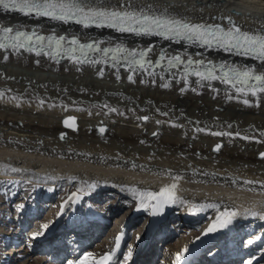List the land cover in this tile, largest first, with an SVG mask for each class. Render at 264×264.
Wrapping results in <instances>:
<instances>
[{"label": "bare ground", "instance_id": "6f19581e", "mask_svg": "<svg viewBox=\"0 0 264 264\" xmlns=\"http://www.w3.org/2000/svg\"><path fill=\"white\" fill-rule=\"evenodd\" d=\"M136 2L152 3L161 10L168 8L173 15L185 16L193 21L201 22L203 16L209 23L217 22L211 17L228 14L235 7L245 17L251 14L252 19L234 17L245 30L258 27L264 21V0ZM209 4L212 6L209 7ZM0 24L73 32L80 38L89 37L126 47L146 44V48L153 49L148 55L163 52L169 56L176 50L180 55H197L216 64L227 62L252 66L264 72V65L257 60L244 59L235 53L192 43H177L104 28L74 27L2 9ZM5 54L9 57L7 62L3 60ZM37 60L39 64L35 62ZM101 68L103 77L98 75ZM129 75H133L134 83L128 80ZM197 81L195 76L188 75L185 78L169 69H137L133 73L125 66L76 65L69 59L51 60L30 52L13 54L0 50V92L3 93L0 96V181L11 180L18 184L20 180H28L32 188L28 197H24L26 203L21 218H11V206L4 208L6 213L2 214L0 223L9 225L10 233L15 228L17 231L13 238H9L8 230L0 231V264H58L50 255L58 256L53 248L61 238L48 242L47 235L52 236L55 232L51 229L58 218L66 224L68 216L79 209L81 200L93 193L99 197L103 194L105 197L112 195L118 198L119 207L90 206L88 212L94 225L84 228L82 235L93 237L101 228L105 232V225L102 219H97V215L106 214L111 209L117 213L126 209L127 214L119 219L120 226L131 219L132 230L138 229L134 228L138 225V218L152 211L151 208L144 210L140 207L141 199L154 203L147 193H159L161 188L172 183L177 184L175 195L183 203L170 205L171 212L161 227L164 234H159L161 228L158 229L157 236L150 237L143 250H140L142 241L135 239L133 248L126 253V260L133 259L137 264H153V256L156 258L158 254L163 264H171L177 260V255L181 257L183 252L197 251V246L208 247L212 241L223 238L221 243L224 240L223 247L227 253L236 252L244 259V263L261 264L259 260L264 257V189L260 183H264V159L259 154L264 153V136L261 135L264 133V100L250 94H241L237 99L235 91L219 81ZM229 96L234 98L228 99ZM40 99L45 100V106H39ZM243 99H248L254 105L258 103L259 106H247L242 102ZM49 104L58 106L50 108L47 106ZM104 104L118 109L124 115L97 107ZM63 105L68 106L67 110H64ZM60 116L65 119L74 117L75 130L71 127L60 128L57 123ZM143 116H148L149 120L138 119ZM93 123H98L105 131L93 133L90 129ZM197 128L205 131H196ZM154 132L158 134L153 136ZM212 132H227L231 135L214 136ZM61 133L65 134L63 140L60 139ZM245 136L249 139H244ZM217 144L222 147L214 151ZM245 180L258 183L247 185L244 184ZM64 186L68 187L67 196L54 202L51 194L62 190ZM0 191L9 198L15 196V191L7 194V190L1 187ZM72 193H78L79 199L69 201ZM42 197L48 198L50 203L47 207L54 211L55 217L48 223L35 218L36 225L28 231L31 241L25 243L23 239L28 234H25L27 229L23 230V227L26 221L31 223L33 214H39L36 207ZM193 205H202L204 210L191 214ZM177 208L185 216L180 214L170 222L173 219L172 212ZM226 209L236 211L238 216L229 227L207 233L219 213ZM253 212L256 215H252ZM189 215L194 224L184 220L191 218ZM197 220H204L205 223L197 224ZM193 228L196 232L190 240L180 244L163 240L167 236L166 231L184 233ZM252 229L263 230L262 237L241 249L242 237ZM19 232L23 236L24 247L21 248V245L14 253L9 247L6 254L4 243L7 237L22 238ZM36 233L41 234L33 238ZM115 234V230L109 231L106 238L98 243L100 245L95 247L88 244L82 252L72 255L67 264H82L88 253L92 257H88L87 264H92L109 248L108 243ZM38 247L50 250L43 248V253L48 254H39Z\"/></svg>", "mask_w": 264, "mask_h": 264}, {"label": "snow or ice", "instance_id": "6c2138e0", "mask_svg": "<svg viewBox=\"0 0 264 264\" xmlns=\"http://www.w3.org/2000/svg\"><path fill=\"white\" fill-rule=\"evenodd\" d=\"M208 6L211 7L212 5L209 4ZM0 7L4 10L20 12L25 16L34 15L37 18H48L65 24L75 23L84 28L107 27L119 33L136 36H158L177 43L188 41L208 49L235 52L237 55L252 58L264 65V21H261L258 27L245 30L244 26L239 24L234 17L252 19L251 14L249 13L245 17V14L235 7L228 14L211 17V19L217 21L216 23H208L203 16L201 22H193L188 17L173 15L168 8L161 10L159 6H154L152 3L137 4L136 0H0ZM220 21L224 23L222 24ZM105 43L101 40H90L82 43L76 36H72L70 39L65 35L44 36L35 31L25 32L7 26L0 29V50L5 52L11 51L13 54H19L21 51H28L34 53L37 57L44 55L52 59L63 56L76 65L111 63L112 67H116L123 63V66L133 73L137 69L148 71L149 68L161 67L166 60L169 69L183 66L185 78L191 75L198 78L197 82L220 81L235 91L237 94L235 98L237 99L241 94L243 96L250 94L252 97L264 100V95H261L264 94V72L257 73L252 66H244L239 69L224 64L217 66L211 61L205 63L203 59H182L179 54L168 56L163 52L153 62L148 56L153 50L151 47L139 49H128L122 45L102 47ZM91 53H96L97 58H92ZM8 59V55L5 54L3 56L4 62H7ZM35 62L39 64V60ZM217 68H219V72H217ZM98 75L103 77L104 71L102 68L98 70ZM128 80L135 82L133 75H129ZM163 87H168V85H163ZM81 91L85 90L82 89ZM0 96H3L2 92H0ZM233 98V96L228 97V99ZM242 102L247 106H259L258 103L252 104L248 99H243ZM45 103L44 99L39 100V106L43 107ZM73 103L76 102L73 101ZM47 106L51 108L58 105L49 104ZM67 107V105H63L64 110H67ZM97 107L108 108L110 112L124 115L123 112L107 104L97 105ZM89 115H91V112H89ZM162 115L168 114L162 113ZM138 119L147 121L149 117L143 116L138 117ZM69 120H71V123H69ZM63 123L65 127H71L75 130L74 117L65 119ZM156 123L159 124L160 121H156ZM104 131L105 128H99L100 133ZM196 131L205 130L197 128ZM157 134L154 132L153 136ZM211 134L214 136L231 135L227 132H212ZM236 135H239V133H236ZM261 135L264 136V133H261ZM64 138L65 134L61 133L60 139L63 140ZM243 138L249 139L248 136ZM141 143H144V141H141ZM221 147V144H217L214 151H219ZM259 156L264 159V153H260ZM13 171L17 170L13 169ZM174 179H178V177ZM257 183L253 180L244 181V184L247 185H256ZM91 187L95 188L96 186L91 185ZM260 187L264 189V183H260ZM176 188L177 184L172 183L170 186L161 188L159 193H147V197L154 203L150 204L147 199H141L140 207L144 210L151 208L155 215L164 211L165 204L183 203L175 195ZM68 199L69 201L79 199L78 193H72ZM23 207V205H19L18 210L23 209ZM192 207L193 212L191 214H198L199 211L204 210L202 205H193ZM251 214L256 215L255 212ZM237 216L238 213L234 210L226 209L220 212L215 222L208 227L207 233L229 227ZM43 227L46 228L47 225ZM39 234L41 233L34 234L33 238ZM257 239H260V237H257ZM248 243L252 244L253 241L249 240ZM88 257H92V254L88 253L82 264H87ZM176 259L177 264H179L180 255H177ZM109 260H111V256L106 255L102 257L101 264H107Z\"/></svg>", "mask_w": 264, "mask_h": 264}, {"label": "rangeland", "instance_id": "374dc122", "mask_svg": "<svg viewBox=\"0 0 264 264\" xmlns=\"http://www.w3.org/2000/svg\"><path fill=\"white\" fill-rule=\"evenodd\" d=\"M0 187L1 188H3V189H5V190H7V194H12V192H14V191H10V190H13L14 189V187H16V188H18L19 186H20V188H18L17 190H16V192H15V196H13V198L12 197H7L6 196V194H4V193H1V191H0V210L2 209V210H4V208L5 207H8V206H11V212H10V216H11V218H15L16 216H18L19 214V218H21V211H22V209L21 210H18V206L19 205H24L25 203H26V199H24V197H28V194H30L31 193V191H32V188H31V185H30V183H24V182H20L19 181V183L18 184H14V183H12V181L11 180H8V181H0ZM68 187H65L64 186V188L62 189V190H59V191H55L54 193H52L51 194V196L53 197V200H54V202H57V200L58 199H60V200H62L63 198H65L66 196H67V193H68V189H67ZM95 197V198H98L99 199V202H98V204H97V206H107V207H112V208H118L119 207V203H118V198H114L112 195H110V196H108V197H105V196H103V194L100 196V197H104V199H100V197H99V195H96V194H92V195H90L89 197ZM89 197H87V198H89ZM87 198H84V199H87ZM95 198H92L91 200L90 199H88V203L90 202V201H92V202H94V200H95ZM48 200V198H46V197H42V199L40 200L41 202L43 201V200ZM107 199V200H106ZM103 200V201H102ZM6 201V202H5ZM48 203H50V202H48ZM51 203H52V201H51ZM29 204V203H28ZM4 205H5V207H4ZM8 205V206H7ZM40 205V207H45L46 205H45V203H40L39 204ZM14 206H15V208H14ZM37 208V207H36ZM6 209V208H5ZM38 210V209H37ZM44 211L43 212H41V213H43L40 217H39V215L41 214V213H39L38 214V216L36 217V219H37V221H44V222H50V221H52L53 220V218H54V211L49 207V209L47 208V209H43ZM29 212H30V210H29ZM3 213H6L5 211L3 212V211H0V219L2 218L1 216H2V214ZM109 213H112V215L114 216V218H115V220H119L120 219V217H122L123 215L125 216L126 214H127V212H126V209H123V210H121L120 212H116L115 211V209H111V210H109V212H107L106 214H109ZM173 213V212H172ZM180 214H182V216H185V213H182V211L180 212V210L177 208V209H175V211H174V213H173V219H171V221L170 222H172V221H174L175 219L174 218H176V217H178V216H180ZM102 214H100V215H97V219H100V216H101ZM190 216V215H189ZM189 216H187V217H189ZM25 217V216H24ZM140 217H142V216H140ZM191 218H185L184 220L185 221H187V222H192L193 224H194V220H193V218H192V216H190ZM18 218V217H17ZM58 220H62V219H59L58 218ZM110 221L108 224L106 223L105 224V226L103 227L104 229H106V226H107V228H109V229H113V228H115L116 227V224H117V221ZM26 220H24V222H25ZM120 221V220H119ZM35 222V221H34ZM205 223V221L204 220H197V224H200V225H202V224H204ZM6 226H9V225H6ZM4 227V226H2L1 225V223H0V231L1 230H3V231H6L7 229H8V231H9V229L10 228H8V227ZM103 226V225H102ZM136 227V226H135ZM134 227V228H135ZM195 229H197V225H196V223H195ZM7 228V229H6ZM33 229V227L32 228H30V229H28V231L29 230H32ZM194 229V228H193ZM191 229V230H189L190 232H184V233H181V232H170V231H166V233H165V235H167L166 237H165V239H163V240H165V242H170V243H177V244H180V242L182 243L184 240H187V239H189V238H191L194 234H195V232H196V230L194 229ZM11 231V230H10ZM10 231L8 232V234H9V238H13L14 237V235H15V231H17L16 230V228L14 229V231L12 232V233H10ZM27 231V232H28ZM111 231V230H110ZM7 232V231H6ZM30 232V231H29ZM109 232V231H108ZM162 232H164V230L162 229L161 230V233H159V234H164V233H162ZM105 233V232H104ZM262 233H263V230H260V229H252L248 234H246V235H244L243 237H242V240H241V244L242 245H244L245 244V246H244V248H246L248 245H250L249 243H248V241L249 240H252L253 242H255V240L257 241V240H259V239H257V237H262ZM224 234V233H223ZM18 235L19 236H22V235H20V232L18 233ZM29 235V234H28ZM16 236V235H15ZM101 236V235H100ZM7 237V239H9ZM223 237V236H222ZM20 238V237H19ZM6 239V240H7ZM22 239H23V236H22V238H21V241H22ZM25 241V243L26 242H28L27 241V239H26V237L23 239V242ZM101 241H98L97 243H100ZM264 244V240H263V242H262V245ZM98 245H100V244H98ZM96 246H97V244H96ZM24 247V246H23ZM22 247V248H23ZM93 247H95V245L93 246ZM155 247V246H154ZM92 248V247H91ZM244 248H242V249H244ZM5 253L7 254V252L10 250L9 249V247H8V250H7V248H5ZM14 251V250H13ZM12 253H14V252H12ZM33 254H34V252H33ZM31 257H33L34 258V256L33 255H31ZM163 257H164V255H163ZM163 260V259H162ZM260 262H261V264H264V257L263 258H260V260H259ZM164 263V262H163ZM162 262L161 263H159V264H163Z\"/></svg>", "mask_w": 264, "mask_h": 264}, {"label": "water", "instance_id": "95a60500", "mask_svg": "<svg viewBox=\"0 0 264 264\" xmlns=\"http://www.w3.org/2000/svg\"><path fill=\"white\" fill-rule=\"evenodd\" d=\"M64 120H65V119H63V118H59V119H58L57 123H58V126H59V127L66 128L65 125H64V123H63ZM90 128H91V130H93V131L96 132V131L98 130L99 127L96 126V125H91Z\"/></svg>", "mask_w": 264, "mask_h": 264}]
</instances>
